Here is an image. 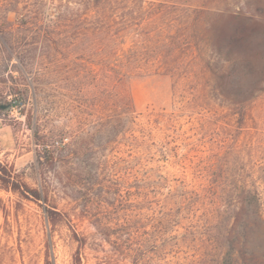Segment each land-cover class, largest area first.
I'll return each mask as SVG.
<instances>
[{
  "label": "rangeland",
  "instance_id": "1",
  "mask_svg": "<svg viewBox=\"0 0 264 264\" xmlns=\"http://www.w3.org/2000/svg\"><path fill=\"white\" fill-rule=\"evenodd\" d=\"M0 1V159L49 198L0 190V264H217L212 213L232 187L264 203V75L253 89L238 61L214 59L215 22L264 0L128 8L142 24L122 48L156 42L147 71L120 76L78 33L73 3ZM151 1L174 9L171 28L147 26ZM160 51L180 76L152 64Z\"/></svg>",
  "mask_w": 264,
  "mask_h": 264
},
{
  "label": "trees",
  "instance_id": "2",
  "mask_svg": "<svg viewBox=\"0 0 264 264\" xmlns=\"http://www.w3.org/2000/svg\"><path fill=\"white\" fill-rule=\"evenodd\" d=\"M3 1L8 4H19V0ZM61 1L73 3L76 6L77 11L73 15L78 23L77 31L80 35L85 36L90 33L94 36V47L98 52L104 54L107 60L106 70L109 73L120 76L128 71L139 73L148 70L147 62L152 60L146 57V52L156 42L155 35H152L153 31L149 32L150 38L144 39L147 48L145 51L139 50L135 41H132L131 46L138 47L136 51L131 52L123 49L122 46H125L126 42L122 41L127 34H120L125 28L128 29L137 23L134 18H127L125 14L127 9L134 10L135 14H142L143 7L139 4L144 3V0ZM131 5L134 6L130 8ZM249 9L255 13L246 15V13H241L244 11L242 8L239 12L224 16L222 20L215 22L218 26L214 28L216 36L213 50L214 59L220 60L224 64L238 61L237 67L242 69L244 78L251 82L250 86L253 89H256L255 84H262L264 75V7L255 4ZM172 10L174 9L168 5H158L151 1L147 12L152 16L149 18L150 23L147 26L152 25L151 22L155 24L163 19L168 22L165 27L171 28L173 25L171 23L175 20H169L168 17ZM25 18L26 16L18 18V21H25ZM157 28L154 33L158 30ZM168 38L172 37L168 36ZM228 52L229 54L225 56ZM158 55V60L157 56H152L154 59L152 64L160 62L167 66L165 73L177 76L182 74L178 67L172 66L168 61L165 51H160ZM223 66L220 70H224ZM44 151L50 153L46 145ZM0 190L11 192L21 200L36 204L49 203L48 194L44 195L39 188L31 186L12 166L4 163L1 159ZM221 207L212 213L217 228L215 234L210 237V245L216 253V263L264 264V203L259 193L249 189L248 186H245L243 190L233 186L231 194L226 200H223ZM55 209L52 206L45 208L48 218L53 224H56L58 217H62Z\"/></svg>",
  "mask_w": 264,
  "mask_h": 264
},
{
  "label": "water",
  "instance_id": "3",
  "mask_svg": "<svg viewBox=\"0 0 264 264\" xmlns=\"http://www.w3.org/2000/svg\"><path fill=\"white\" fill-rule=\"evenodd\" d=\"M2 108H4V109H5V108H7V106H2Z\"/></svg>",
  "mask_w": 264,
  "mask_h": 264
}]
</instances>
